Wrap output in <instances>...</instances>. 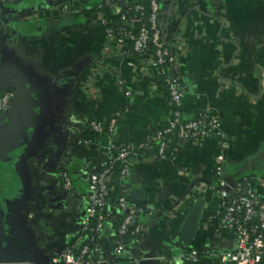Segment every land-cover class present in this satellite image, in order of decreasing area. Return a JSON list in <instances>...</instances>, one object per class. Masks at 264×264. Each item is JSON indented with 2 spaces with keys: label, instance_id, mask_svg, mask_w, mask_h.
<instances>
[{
  "label": "crops",
  "instance_id": "0c3cea01",
  "mask_svg": "<svg viewBox=\"0 0 264 264\" xmlns=\"http://www.w3.org/2000/svg\"><path fill=\"white\" fill-rule=\"evenodd\" d=\"M103 1L83 0L81 13L43 19L32 17L48 0L0 3V94L14 92L0 123V147L14 139L7 151L0 148V264H53L79 243L88 176L99 169L103 148L122 144L138 152L122 184L130 197L139 189L131 200L153 211L140 216L142 236L117 256L105 224L97 236L104 264H142L148 254L153 264H232L221 253L235 248V236L208 221L221 214L220 199L199 181L217 184L219 140L212 135L193 144L173 135L165 158L148 153L169 116L165 85L145 57L107 43L96 12ZM163 15V35L179 54L182 118H218L230 142L225 181L264 179V0H168ZM52 19L60 25L50 31L45 23ZM111 117L110 133L89 126ZM61 171L77 196L60 186ZM197 201V228L185 242L180 228ZM192 251L194 262L186 260Z\"/></svg>",
  "mask_w": 264,
  "mask_h": 264
},
{
  "label": "built area",
  "instance_id": "2783aa9c",
  "mask_svg": "<svg viewBox=\"0 0 264 264\" xmlns=\"http://www.w3.org/2000/svg\"><path fill=\"white\" fill-rule=\"evenodd\" d=\"M18 0H0V3H12ZM27 1V0H26ZM49 7L32 18L43 19L45 17L73 15L81 13L83 10V0H48ZM117 0H104L96 7L98 24H101L105 33L107 43H113L121 51L127 45L131 46V53L138 57H143L148 45L153 47V57L146 58L147 67L153 71L155 76H164L169 93V116L166 127L157 129L152 137V141L158 144L157 154L159 158H165L172 152L169 147L171 137L174 135L178 139L189 141L193 144H200L209 136H216L219 140L220 152L215 156L212 170L217 176L216 185H204L203 190L214 189L220 199L222 215L219 221V228L231 231L235 236V248L221 253V258L229 260L232 264H264V193L257 192V186L264 188V179L251 180L247 177L236 180L230 185L222 176L223 151L229 149L230 142L226 134L220 128L217 117L209 114H200L195 119L185 120L182 118L181 110L174 107H181L184 95V85L179 71V54L171 50L162 31L160 5L165 0H148L149 13L147 15V25L143 22V0H125L122 7L116 8ZM131 9L138 14L132 18L127 17V10ZM110 12V17L106 12ZM39 15V16H38ZM126 22L129 31H122L120 27L113 28L115 20ZM124 53V52H123ZM125 53H130L126 51ZM166 67L171 68L174 73H166ZM130 92L127 91L128 95ZM14 100L12 89H6L0 94V117L6 118L11 110ZM116 118L111 117L106 121H91L90 128L98 133L112 132ZM106 162H101L97 171L89 174L87 179L86 197L88 204L85 208L84 217L81 220L83 235L80 242L75 245L79 248V253L74 254L66 248L58 258H53V264H104L102 247L96 245L89 250L85 241L95 242L99 232L106 223L111 222L110 216L113 210L124 213L123 220L119 226L118 233L124 234L127 228L131 229V235L141 237L143 228L139 223L140 216L151 215L153 208L149 204H138L131 200L128 195L129 190L123 186V181L129 173L131 167L138 160V152L129 145H108L100 151ZM119 162L120 168L117 174L114 173V164ZM59 184L62 189L75 193L71 179L67 172L61 171L58 175ZM229 190H226V188ZM119 189L121 196L117 205L108 204L107 196L110 191ZM105 210L106 213H101ZM211 217L208 218V221ZM74 245H71V247ZM123 245L119 241L113 243V253L117 256L121 253ZM140 257L139 260H144ZM186 260L194 262L196 252L189 253Z\"/></svg>",
  "mask_w": 264,
  "mask_h": 264
},
{
  "label": "trees",
  "instance_id": "16d2710c",
  "mask_svg": "<svg viewBox=\"0 0 264 264\" xmlns=\"http://www.w3.org/2000/svg\"><path fill=\"white\" fill-rule=\"evenodd\" d=\"M167 2H168V0H165L160 5V9H161V15H160V17L161 18L164 17L163 12L167 8ZM142 5H143V14H142L143 15V22L145 23V25H147L148 24L147 23V15L149 13L148 0H143ZM119 10L126 11L127 9L121 8ZM136 14H138V13L135 12V11H133V10H131V9L127 10V17L128 18H132ZM116 27L117 28L120 27L121 30L122 31H125V32L129 31V27L126 24V22H120L118 19L115 20V24H114L113 28H116ZM165 40H167V39H165ZM170 45L171 44L169 43V47H171V50L174 51V48L172 46H170ZM124 50L129 51L130 53L132 52L130 45L126 46L124 48ZM153 55H154L153 54V47L151 45H148L147 50L145 51L143 57L150 58V57H153ZM166 73L168 74V73H174V72L171 70V68L166 67ZM158 78L165 85V92H166V95H167V101H169V93H168V90H167V85H166V83L164 81V76L159 75ZM174 108L176 110H178V111L181 110V107H178V106L177 107L175 106ZM164 127H166V124L163 125V126H161V127H159V128H157V129H162ZM168 136L171 137V138L173 137V135H171V134H169ZM157 149H158V144L157 143H153L152 144V148H151V150L148 153H151L154 156H158ZM104 161L106 162V159L105 158L101 160V162H104ZM120 165L121 164L119 162H117V163L114 164V169L113 170H114V173L115 174H117L119 172ZM212 180H213L212 181L213 184H215L217 182L216 178H212ZM120 196H121V192L119 191V189H116L114 191H110L109 194H108V196H107V202H108V204H112L114 206L117 205V201H118V198ZM100 212L101 213H106L105 210H101ZM123 215H124L123 212L122 213H118L116 210H113L111 212V216H110V219L112 218L111 219V222H110V225H111V228H112V231H113V240H114V242L115 241H119L123 246H127L129 244V242H131V240L133 239V236L130 233L131 232V229L130 228H127L126 229V232L124 234H119L118 233L119 226H120V224H121V222L123 220V217H124ZM221 215H222V212H221L220 215H217V214L211 215L210 214V215L207 216V218H210L211 217V220L209 222H214V223H216V225H219V221H220ZM85 243L87 244L89 250H92L94 248V246L96 245L95 243H98V241H97V238H96L95 242L94 241L93 242H90V241H86L85 242L84 241L83 244H85ZM68 248L74 254L79 253V248H78L77 245H74L72 247L70 246Z\"/></svg>",
  "mask_w": 264,
  "mask_h": 264
},
{
  "label": "water",
  "instance_id": "95a60500",
  "mask_svg": "<svg viewBox=\"0 0 264 264\" xmlns=\"http://www.w3.org/2000/svg\"><path fill=\"white\" fill-rule=\"evenodd\" d=\"M122 1H124V0H120L119 6H117V8H119L121 6ZM45 24L47 26V29L50 31L56 30L60 25L59 21L55 20V19L54 20L53 19L48 20V21H46ZM3 121H4V117H0V123ZM8 126L12 127V126H14V124L11 122H8ZM8 134H12L10 129H8ZM13 141H14L13 137L9 135L8 139L7 138L4 139L3 145L0 147L1 150L4 152V151H7L9 148H11V145H12L11 142H13ZM196 181H198V180L197 179L193 180L191 185L193 183H195ZM199 181H201L205 184H210L209 181H206L203 179H199ZM233 182H234V180L232 182H230V185H232ZM226 190H229V188L227 187ZM130 192H131V198H138L140 196L141 191L139 189L134 188V189L130 190ZM199 208H200V204L197 201L194 204V206L188 211V213H187V215H186V217H185V219L181 225L180 238L185 242L190 241L195 234L197 224H198V219L200 216V209ZM0 215H1V213H0ZM153 257H154V255H152V254L145 255V259L141 260L142 261L141 263L142 264H153Z\"/></svg>",
  "mask_w": 264,
  "mask_h": 264
}]
</instances>
